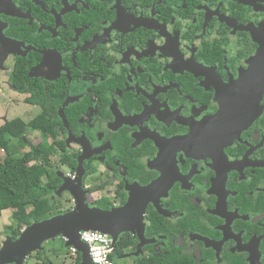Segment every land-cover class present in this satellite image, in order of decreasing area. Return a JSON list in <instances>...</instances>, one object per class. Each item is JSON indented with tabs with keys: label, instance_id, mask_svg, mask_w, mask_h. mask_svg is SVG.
<instances>
[{
	"label": "flooded vegetation",
	"instance_id": "obj_1",
	"mask_svg": "<svg viewBox=\"0 0 264 264\" xmlns=\"http://www.w3.org/2000/svg\"><path fill=\"white\" fill-rule=\"evenodd\" d=\"M0 55L61 98L89 207L153 187L118 263L264 264V0H0Z\"/></svg>",
	"mask_w": 264,
	"mask_h": 264
},
{
	"label": "trees",
	"instance_id": "obj_2",
	"mask_svg": "<svg viewBox=\"0 0 264 264\" xmlns=\"http://www.w3.org/2000/svg\"><path fill=\"white\" fill-rule=\"evenodd\" d=\"M11 84L15 91L27 95L25 102L41 108V113L28 122L20 119L11 121L0 128V151H4L5 158L0 159V217L7 210H14L12 218L15 226L9 228V235L17 240L22 231L34 223L41 222L53 216L63 214L59 209L56 192L62 184L57 169L51 162V157L61 153L60 161L67 164L71 172L76 171V158L65 151V142L57 140L61 129L60 118L57 114L61 106V98H49L43 85L29 76V70L23 62H19L12 72ZM67 112H72L67 110ZM30 130L39 132L53 142L39 145L30 144L31 149L20 157L11 152L13 138L20 140L24 147L25 133ZM65 152V153H64ZM28 210V208H30ZM130 247H134L131 238L122 237L115 246L116 254L123 255ZM64 253L69 255L70 248ZM61 250L56 253L58 255ZM42 264H56L45 257L44 249L38 251ZM71 255V254H70ZM42 256V257H41ZM72 256V255H71ZM73 257V256H72ZM75 264H80L78 254ZM136 264H193L183 258H170L169 262L159 257H143L136 260Z\"/></svg>",
	"mask_w": 264,
	"mask_h": 264
},
{
	"label": "water",
	"instance_id": "obj_3",
	"mask_svg": "<svg viewBox=\"0 0 264 264\" xmlns=\"http://www.w3.org/2000/svg\"><path fill=\"white\" fill-rule=\"evenodd\" d=\"M0 57L2 61L6 59V55H0ZM67 105L68 103L64 107ZM226 114L224 113L225 116ZM254 117L255 114L247 116L243 119V123H250ZM78 169L82 170V160H80ZM58 175L63 178L64 183L56 195L60 196L63 191H70L76 201V209L26 227L17 240H13L11 236L7 237L0 248V264H25L28 257L43 250L44 244L56 237H63L66 248L73 247L79 252L80 264H94L90 257L89 246L81 240L80 232L86 230L100 231L110 235L115 245L119 236L127 232L136 233L141 240L144 238V213L147 204L140 194L149 192L153 187L135 193L121 208L103 210L89 207L86 204L81 178L77 183L75 182L76 184H70L68 178L61 172H58ZM144 245L145 242L142 240L138 246L137 256L142 253L141 249ZM129 256L131 255H124L120 258L125 259Z\"/></svg>",
	"mask_w": 264,
	"mask_h": 264
},
{
	"label": "rangeland",
	"instance_id": "obj_4",
	"mask_svg": "<svg viewBox=\"0 0 264 264\" xmlns=\"http://www.w3.org/2000/svg\"><path fill=\"white\" fill-rule=\"evenodd\" d=\"M3 70L0 66V128L16 119H20L22 122H28L35 118L38 114L41 113V108L27 104L25 99L27 95L21 94L15 91L11 86V77L13 65L11 59L7 60ZM24 147L20 146V140L13 138L11 141V152L15 157H20L24 152H28L31 147L30 144L39 145L45 141H49L50 144L53 142V139L43 136L39 132H32L28 130L25 133ZM60 139V136L56 138ZM47 144V142H45ZM4 151H0V159L5 158ZM62 157L61 153H57L51 157V162L54 166L57 167L59 172L65 173L69 172V169L62 166L60 158ZM58 197L59 209L62 211H68L71 204L66 200L69 198V195ZM28 208V210H30ZM14 210H7L2 213L0 217V248L4 245L7 237H9V228L15 226V222L12 218V212ZM64 241L63 237H56L52 240L47 241L44 244L45 257L47 256L56 264H75L76 258L72 257L70 254L67 255L64 253ZM61 250V253L56 255V253ZM42 257V256H41ZM25 264H42L41 258L38 255V252L33 253L30 257L27 258ZM118 264H132L130 259H121Z\"/></svg>",
	"mask_w": 264,
	"mask_h": 264
},
{
	"label": "built area",
	"instance_id": "obj_5",
	"mask_svg": "<svg viewBox=\"0 0 264 264\" xmlns=\"http://www.w3.org/2000/svg\"><path fill=\"white\" fill-rule=\"evenodd\" d=\"M81 240L89 246L90 257L94 264H118L113 238L100 231H81ZM70 254L77 257L79 252L71 247Z\"/></svg>",
	"mask_w": 264,
	"mask_h": 264
},
{
	"label": "crops",
	"instance_id": "obj_6",
	"mask_svg": "<svg viewBox=\"0 0 264 264\" xmlns=\"http://www.w3.org/2000/svg\"><path fill=\"white\" fill-rule=\"evenodd\" d=\"M47 143H50L49 141H46ZM63 241L65 242L64 238H63ZM66 248V247H65ZM60 251V250H59Z\"/></svg>",
	"mask_w": 264,
	"mask_h": 264
}]
</instances>
